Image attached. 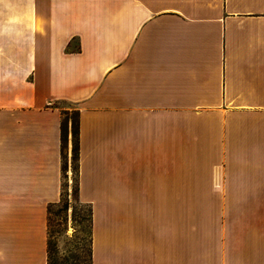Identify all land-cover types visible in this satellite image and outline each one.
I'll return each mask as SVG.
<instances>
[{"label":"crops","instance_id":"obj_1","mask_svg":"<svg viewBox=\"0 0 264 264\" xmlns=\"http://www.w3.org/2000/svg\"><path fill=\"white\" fill-rule=\"evenodd\" d=\"M64 103L92 264H264V0H0V264H48Z\"/></svg>","mask_w":264,"mask_h":264},{"label":"rangeland","instance_id":"obj_2","mask_svg":"<svg viewBox=\"0 0 264 264\" xmlns=\"http://www.w3.org/2000/svg\"><path fill=\"white\" fill-rule=\"evenodd\" d=\"M64 120L76 119L75 105L64 103ZM71 129V128H70ZM62 198L48 209V264H92L90 208L77 196L78 170L71 153L64 154Z\"/></svg>","mask_w":264,"mask_h":264},{"label":"trees","instance_id":"obj_3","mask_svg":"<svg viewBox=\"0 0 264 264\" xmlns=\"http://www.w3.org/2000/svg\"><path fill=\"white\" fill-rule=\"evenodd\" d=\"M72 141H73V155L74 159L77 162V170H78V175H79V112H76V119L72 121ZM62 138H63V145L65 147L67 139H68V121H63L62 124ZM65 170L64 166V155H63V172ZM78 184H77V196H78ZM90 220H91V211H90ZM92 263V260H91Z\"/></svg>","mask_w":264,"mask_h":264}]
</instances>
